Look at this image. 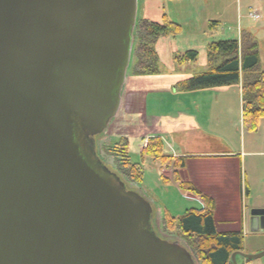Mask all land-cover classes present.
Here are the masks:
<instances>
[{"label": "water", "instance_id": "1", "mask_svg": "<svg viewBox=\"0 0 264 264\" xmlns=\"http://www.w3.org/2000/svg\"><path fill=\"white\" fill-rule=\"evenodd\" d=\"M139 8L0 0V264H197L99 152L125 104ZM251 218L264 231V209Z\"/></svg>", "mask_w": 264, "mask_h": 264}, {"label": "rangeland", "instance_id": "2", "mask_svg": "<svg viewBox=\"0 0 264 264\" xmlns=\"http://www.w3.org/2000/svg\"><path fill=\"white\" fill-rule=\"evenodd\" d=\"M195 2L198 3L197 0ZM195 2L194 0L175 2L168 0H148L147 5L144 6L145 10H143V5L141 6L143 1L141 0L137 28L140 27L144 19L152 22H162L163 16L171 13L172 18L176 21L173 22L181 26L182 33L177 37L169 38L168 42L159 47L161 51L160 67L162 71L159 75L135 77L134 70L136 68L137 56L136 52H133L130 66V79H133L135 82L130 80L127 83L125 104L118 120L115 121V126L110 136L108 135L102 138L98 144L100 155L104 161L113 169H120L116 157L105 150V145L118 144L121 140L124 143H128L129 159L132 164L139 165L143 173V183L139 184L133 181L128 177V173L126 172L124 173L126 175V177L124 176L125 180L129 181L130 185L144 190L146 196L153 201L157 210L155 224L160 234L163 237H175L184 241L187 245L188 243L181 235L171 233L164 228V210H168L174 217H181L187 209L200 208L199 204L184 199L183 195L190 193L181 190L178 191L173 187L168 188L161 184V181L165 182L163 180L165 178L163 172L165 170H171L172 182L177 184L179 188L178 183L173 179V165L175 159L178 158L171 157L173 160L171 163H164L151 157L142 158L141 149L146 145L147 140L151 136L157 134L163 135L167 138L169 145L175 146L176 134L181 133L186 128V117L196 114L197 106H200L201 113L200 116H197V119L201 124H208L210 129L223 134L226 138L239 140L241 135L240 129L242 127V102L239 87L236 85L233 86L229 93L215 94L213 96L215 97L214 100L212 97L209 99L199 97L195 105L192 100L190 101L188 100L189 98L187 99L182 96V93L177 95V87L178 91H184H181V87L173 83L172 77L182 73L185 76L190 75L187 78L188 80L206 72L208 70L206 44L215 40L237 39L239 38V29L244 33H250L256 38L259 46L260 65L264 69V9L263 12H260L254 0H222L223 5L219 10L222 11L224 17L218 20L213 19L216 18L214 15L215 5L213 0L212 3L209 2L205 7ZM251 3L255 5H251ZM251 12H258L260 19L254 20L250 18L249 13ZM197 17L201 21L200 25L198 24ZM214 22L218 23V28L216 32H211V27ZM235 26L239 27L235 28ZM199 27L200 32L198 33L197 30ZM140 34L142 33L138 30L136 33L137 39L135 47L139 44L138 38ZM177 48L180 54L192 50L197 51L199 53L198 62L177 67L172 61V52H176ZM130 89H136V91L130 92ZM183 94L186 95L187 92L185 91ZM209 105L214 106V108L208 114L207 110L204 112L202 109L204 108L205 110ZM179 116H183L182 120H176ZM197 119L195 118L196 121ZM263 129L262 127L261 131L257 132H247L245 130V134L243 135H245V139L248 141L250 137L255 138L264 135ZM169 145L167 146L168 148ZM183 162L186 165L185 159H183ZM181 181L184 182L182 179ZM252 210L253 208L248 205L246 216L249 219V225L244 235L243 250L239 252L254 256L264 252V231L255 232L252 230L250 223ZM197 264H200L198 260ZM237 264H264V257L249 260L243 256H238Z\"/></svg>", "mask_w": 264, "mask_h": 264}, {"label": "trees", "instance_id": "3", "mask_svg": "<svg viewBox=\"0 0 264 264\" xmlns=\"http://www.w3.org/2000/svg\"><path fill=\"white\" fill-rule=\"evenodd\" d=\"M217 24L214 22L211 32L217 31ZM138 30L142 34L139 35L137 47H135L137 37L135 39L134 53L136 52L137 58L134 75H159L162 71L155 45L160 38L177 37L182 33V28L165 15L162 22L142 21ZM198 57L197 51H187L177 54L174 62L182 67L188 63L198 62ZM207 59L209 69L180 83L178 86L181 87V91L193 92L241 84L243 126L247 132H257L264 118V71L260 68L257 40L250 33L242 32L240 39L212 41L207 46ZM105 150L116 157L123 172L120 169L115 170L123 178L126 177L124 175L126 172L133 181L143 183V173L139 165L132 164L129 159L128 143L121 140L118 144H106ZM141 156L158 159L164 163L173 161L165 154L164 143L160 137L148 139L141 149ZM184 167L183 158L175 159L174 181L178 183L181 191L201 197L206 208L187 210L177 218L164 210L165 230L181 235L200 264H233L231 260L233 253L243 250L242 232H217L214 218L215 201L202 195L192 184L181 181L180 170ZM163 180L166 182L165 178Z\"/></svg>", "mask_w": 264, "mask_h": 264}, {"label": "crops", "instance_id": "4", "mask_svg": "<svg viewBox=\"0 0 264 264\" xmlns=\"http://www.w3.org/2000/svg\"><path fill=\"white\" fill-rule=\"evenodd\" d=\"M142 1L143 4H141V6L143 5V10H145L144 6L147 5L148 0ZM168 1L175 2L182 0ZM195 1L196 0H194V2ZM197 1L198 3H195L200 6L203 5V7H205L209 2L212 3V0ZM213 3L215 5L214 15L216 16V18L213 19L221 20L224 17L222 11L219 10L223 5L222 0H218V2L217 0H213ZM254 3L257 4L256 7L258 8V10L260 12H263L264 0H254ZM255 4L251 3V5ZM165 15L168 16L170 20L175 21L172 18L173 16H171V13ZM144 20L152 22L148 19ZM197 21L200 25L201 21L199 17H197ZM236 27L239 26H235V28ZM197 32H200V27ZM242 32V30H238L239 38ZM169 38L170 37L160 38L155 45L156 50L159 54L160 62L161 51L159 47L168 42ZM209 43H207L206 46H208ZM179 52L180 51L178 50V48L176 52H172L173 62L174 57L179 54ZM261 70L264 71V69L262 68ZM130 74L131 73H129L127 83H129L130 80L135 82L133 79H130ZM188 77H190V75L185 76L182 73L179 75L177 74L172 77L174 81L173 83L179 85L183 81L187 80ZM238 87L241 96V84H239ZM232 88L233 87L203 89L193 92H187L186 95L183 94L184 92H180V90L178 91V88L176 89V91L177 95L182 93V96L186 97L187 99L189 98L188 100H192L196 105L197 98L199 97L208 99L212 97L214 100L215 97L213 96H215V94L229 93ZM129 91H136V89H130ZM213 108L214 106L209 105L205 108V110L204 108L202 110L204 112L207 110L209 114V112ZM195 113L196 114L186 117V128H184L181 133H178L179 137L178 134H176L175 146L169 145L167 143V138H165L163 135L157 134L151 137H160L163 140L164 152L168 156L185 159V168L180 172L181 179L184 182L190 183L195 186L202 193V195L210 197L215 201L214 218L217 232H242L244 236L246 234V228L249 225V219H247L246 216L247 206L249 205L253 209H264V135H260L259 137L255 138L250 137L248 141H246L245 135H243L245 134V128L243 126V119L241 118L242 127L240 129V139L231 140L229 138H226L223 134L210 129L208 127V124L200 123V121L197 119V116H200L201 113L200 106H197V110L195 111ZM182 118L183 116H179L176 120H182ZM195 118L197 119V121L195 120ZM262 127L264 128V118L260 122L258 131H261ZM168 145L169 148L167 147ZM163 175L166 178V182L161 181V184L163 186H166L168 188L173 187L174 189L180 191L177 184L172 182L171 170H165L163 172ZM183 196L185 200L192 201L200 205V208L194 209L201 210L206 208V204L201 197H196L190 194H184Z\"/></svg>", "mask_w": 264, "mask_h": 264}, {"label": "built area", "instance_id": "5", "mask_svg": "<svg viewBox=\"0 0 264 264\" xmlns=\"http://www.w3.org/2000/svg\"><path fill=\"white\" fill-rule=\"evenodd\" d=\"M250 9H252V8H250ZM249 15H250V18H252L254 20H259L260 19V15H259L258 12H251V13H249Z\"/></svg>", "mask_w": 264, "mask_h": 264}]
</instances>
